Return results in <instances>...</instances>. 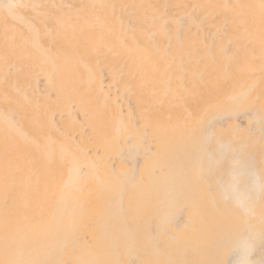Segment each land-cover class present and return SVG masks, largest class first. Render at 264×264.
I'll use <instances>...</instances> for the list:
<instances>
[{
	"label": "rangeland",
	"instance_id": "374dc122",
	"mask_svg": "<svg viewBox=\"0 0 264 264\" xmlns=\"http://www.w3.org/2000/svg\"><path fill=\"white\" fill-rule=\"evenodd\" d=\"M65 1L0 0V106L4 105L7 112L10 110L13 112L12 117H8L6 121L0 114V146L3 147L0 148V157H10L9 161H5L0 167V176L6 177L9 184L5 190V194L8 195L6 199L4 192L0 193V213L3 214V216L0 214V221L3 222L2 231L7 232L2 236L0 243L7 248L4 252V255H7L6 264H11L10 259L14 257L13 249L20 245L18 239L21 234L19 232L24 230L25 232L22 233H26L35 218H40L41 214L33 206L25 204L22 199L23 194L28 193L27 189L30 192L36 188V177L40 172L48 174L56 168L62 169L61 165L64 166L67 159L65 156L61 157L62 154L64 155L62 149L51 153L48 145L44 143L51 137L56 139L60 137L63 143L67 142L59 134L58 127L62 126L61 124H67L68 133H72L71 136L69 135L71 138L67 140L74 141L78 138L77 140H81L85 148L88 146L86 142L93 143L85 151H82L80 147L74 149L73 152L77 157L94 153L97 158L106 155V147H110L107 153L112 154L107 161L117 168L120 165L122 167L126 161L133 162L137 159L141 162L146 155L144 147L132 148V152H128L125 146L129 143H136L135 129L143 132L140 124L136 127L133 125L137 118L135 115L138 116L144 111L137 109L136 91H140L143 99L147 100L145 104L140 102L139 107L152 104L151 106L165 108V111L171 113L175 109L176 115L173 114V116L182 123L185 120L184 103L191 105L198 91L205 94L203 98L198 99V104L208 108L217 96L226 103H237L236 94L242 90L249 92L246 102L237 111L239 115L236 116L237 122L242 126V131L231 129L226 137L229 139L228 137L236 135L237 138L239 133L244 132L249 141L256 138L257 144H262L264 147V139H262L264 121L259 122L252 118L256 106L264 107V97H262L264 96V0ZM10 2L14 4L12 8ZM254 20H261L262 25H256ZM33 23L38 25L35 34H33L35 30ZM64 50H66L65 53ZM47 54L51 55L48 59H46ZM234 58L242 60V67L222 76V72L228 68V65L230 66ZM62 61L65 62L60 64ZM80 74H86L83 80L79 79ZM251 81H256L254 85L261 86V88L257 86L251 88ZM127 101H132L131 107L126 105ZM131 110L139 111L133 114ZM92 111L98 113V116L93 118V126L88 127L83 122ZM17 115L26 118V127L29 128L26 133L13 125ZM106 115H114L113 121L115 122L111 119L112 122L105 129L101 127V124L103 125L102 117ZM169 119H171L170 116L165 117V120ZM229 120L230 123L234 122V119ZM92 128H94L93 131ZM183 128L179 127L178 132H183ZM76 129L83 132L81 136L73 134L72 130ZM169 129L167 126V130H164L157 138L166 135ZM89 132H92L94 136L89 135ZM118 132L120 135H116ZM235 137L230 138L234 141L233 144L235 141L238 142V138L235 139ZM230 139L227 141L231 142ZM93 140L95 141L92 142ZM38 142H43L44 145L40 148ZM118 151L122 157L120 154L117 155ZM263 151L259 149L256 153V157L261 160L258 162L260 167H264ZM184 154L187 155V151ZM224 160H227V155ZM28 162H33L29 174L33 179L30 184L24 186L22 176ZM228 163L227 161L223 163L225 169L231 168L232 164ZM256 164V162L253 163V167H256ZM71 169L72 174H81L82 169L78 168L77 164H74ZM170 170L175 174L180 171L172 167ZM98 174L104 176V170ZM235 177L231 174L229 179L234 181ZM209 179L211 184L214 183V193L218 201L232 198L233 186L223 189L222 180L218 182L219 180L213 178V174ZM24 190L26 191L23 193ZM54 190V198L58 199L61 192L59 184L56 189L54 187ZM259 196L260 194L256 193L255 200ZM210 198L207 197L205 200L207 206ZM50 201L51 198L48 197L42 213L49 212V209L56 205L55 201H53L54 205L50 204ZM263 203L262 213H259L260 221H262L259 224V226L262 225L260 227L254 223L257 214L244 212L239 217L240 219L236 217V222L233 217L236 216L235 211L226 209H233L234 205H227L223 214L225 215L226 211L229 212L224 218L233 217L234 220L224 221L223 225L226 224V226L222 233L227 231V235L234 234L236 239L224 249L225 251H220L218 255L215 254L216 256L213 255L211 264H217L220 256V262L223 261L226 264L228 255L232 253L230 249L238 244L250 248L248 251L250 264H264V238L260 237L261 235L264 237V230L261 231L264 229ZM5 212L8 213L5 214ZM155 212L152 211L151 214L155 215ZM181 212L182 210L177 212L179 217L182 216ZM248 213L254 217L248 216ZM60 215L62 219H66L68 217L66 215L69 214L61 212ZM174 218V214L170 213L165 216L164 223H172ZM250 220L251 222H248ZM26 222L28 223L24 224ZM18 225L19 228L16 227ZM251 226L258 230L260 228L256 232L257 237L253 236L256 234H253ZM213 241L218 243L220 238L214 235L213 240L207 245L212 243L215 245ZM40 248L46 247L41 244ZM220 253H224L225 256ZM48 259H52L50 254ZM126 261L128 262V259Z\"/></svg>",
	"mask_w": 264,
	"mask_h": 264
},
{
	"label": "bare ground",
	"instance_id": "6f19581e",
	"mask_svg": "<svg viewBox=\"0 0 264 264\" xmlns=\"http://www.w3.org/2000/svg\"><path fill=\"white\" fill-rule=\"evenodd\" d=\"M10 1L14 2V0ZM10 3V7L12 8L14 4L12 2ZM254 22L256 25H262L261 20H254ZM33 26L35 28L33 34H35L38 25L33 23ZM53 49H55V47ZM65 51L66 50H64V53ZM236 53L238 54V52ZM50 57L51 55L47 54L46 59ZM63 62L65 61L60 62V64ZM28 65L29 64H27V66ZM89 65L88 67L90 68ZM241 65L242 60L240 58L235 59L230 66L228 65V68L222 72V76H226L232 70L241 68ZM253 67L254 64L252 65V68ZM85 75L86 74H80L79 79L83 80ZM255 83L256 81L250 82L252 85L251 88L257 86L254 85ZM120 85L121 84H119V86ZM258 88H261V86ZM248 93L249 92H244L242 90L237 92V103L234 104L221 101L217 96V98H214L213 102L208 105V108H204V106L198 104V99L203 98L205 94L198 91L191 105H188L187 102L184 103L185 120L182 121V124L173 116V114L176 113L175 109L173 110L174 112L171 113L170 111H165V108L151 106L152 104L150 105L149 103V106L146 105L147 107L145 105H143L142 108L139 107L141 103L145 104L147 100L145 101L143 99L140 91H136L135 103L138 104L137 109H142L144 111L138 116L135 115L137 117L135 119L136 122L132 124L135 127L140 124V127L143 128V132H140V130L136 131L135 129L134 138L136 139V143L124 145L128 152H132V148L137 149L138 147L140 148V146L144 147L146 155L141 162H138L137 159L133 162L126 161L122 167L120 165L117 168L113 167L111 162L107 161L112 154L109 155L107 153L110 147H106V151L103 150L106 155H101L97 158H95L94 153L89 154V156L79 155L81 157H77L73 152L74 149L80 147L82 151H85L87 148L91 147L93 143L91 144L90 141L86 142L88 146L85 148L81 140H77L78 138L74 141L71 139L67 140L71 138L69 135L72 133H68L69 129L67 124H61L62 126L58 127V131L67 142L63 143V140L59 139L60 137L57 136L59 138L56 139L51 137L44 141V143L48 145L51 153L62 149L64 155L62 154L61 157L64 158L65 156L67 159L65 160L64 166L61 165L62 169L55 167L56 169L48 174L40 172L36 177V188L33 191L31 190L29 192V189H27L28 193L25 192L26 190L23 191V193H25L22 199L25 201V204L27 206H33L42 215L40 214V218H35L32 226L29 222L33 229L30 227L26 233H22L24 230L21 233L19 232V234H21L18 239L20 245L13 249L14 257L10 259L11 264H211L213 255H218L220 251L223 252V250L236 239L234 234L230 233V235H227V231L222 233L226 226V224L225 226L223 225L224 221H229V219L233 221L234 219L232 218L234 217L237 222V218L241 217L244 212H251L252 215H258L255 216L256 220L254 223H256V226H262H259V224L262 223L259 213H262L261 211L263 209L264 167L258 165V162L261 160L256 157V153L259 149L264 150V147L262 144H257L258 140L256 138H252V140L249 141L247 139L248 136H246L244 132L238 134L237 138L239 140L235 137L236 135H230L231 137H228L229 139L232 137L237 139L238 142L235 141L234 144V141H231V139L230 141L232 143L227 141L229 139L226 137L228 135L227 132L231 129L242 131V126L237 122L236 116L239 115H237V111H239L243 103L246 102ZM250 97H253V95ZM262 97L264 96L262 95ZM126 105L131 107L132 101H127ZM3 106H0V114L2 119L6 121L12 117L11 114L13 112L12 110L7 112L8 110H6V107L4 109ZM135 111L138 112L139 110H131V113L134 114L136 113ZM97 116L98 113L92 111L88 114L86 121L83 123L88 127H92L93 118ZM167 116L171 117L168 121L165 120ZM21 117V115H17L13 125L26 133V131H28L27 129H29L26 127V118ZM114 117V115L102 117L103 125L101 124V127L105 128L109 125L110 122L114 120ZM83 118L84 116L82 119ZM252 118H255L259 122H263L264 107L256 106ZM229 119H234V122L230 123ZM167 126L170 128L168 133H164L166 135L157 138L164 130H167ZM262 126H264V124ZM179 127H184V130L181 129L183 132H178ZM93 130L94 128H92V131ZM72 131L74 135L78 134L79 136L83 133L80 129ZM117 134L120 135V132L116 133V135ZM233 134L235 133L233 132ZM89 135H92V132H89ZM262 139H264V137ZM94 141L95 140L92 142ZM261 143H263V141ZM43 145V142H38L40 148ZM1 147L2 146H0V148ZM118 149H120V147ZM185 151H187V155L184 154ZM12 153L8 154L12 155ZM117 153V155L120 154L122 157L119 151ZM124 155L127 156L126 153H124ZM226 155L227 160H224ZM261 156H263V154ZM9 159L10 157L8 158L7 156L0 157V167L5 161L8 162ZM225 161L232 164V166L229 165L231 168H224L223 165ZM255 162L257 163L256 167H253V163ZM74 164H77L78 168L82 169L81 174H72L71 168ZM32 166L33 162H28L25 166V173L22 176V183L24 186L30 184L31 179H33L29 176ZM170 167L180 171L175 174L174 171L170 170ZM103 170L104 176H100L98 173ZM212 174L213 178L219 180L218 182H220V179L222 180L221 185L223 189H226V187L228 188V186H233L234 191L232 190V198L221 199V201L217 200L218 197H215L213 188L215 187L214 183L211 184L209 179ZM231 174L236 176L234 181L229 179ZM12 183H14V181ZM40 184H42V186H40ZM58 184L61 192L60 195H58V199H55L54 187L56 189ZM8 185L6 177L2 178L0 176V193L4 192L5 199L6 196H8L5 194ZM256 193H259L260 196L255 200L254 197ZM48 197L51 198L50 204L54 205L53 201H55L56 205L51 209L48 208L49 212L46 211L42 213V210L46 207V199ZM207 197H211L208 206L205 201ZM229 204L230 206L233 204L234 208H226ZM225 208L233 212L235 211L234 213L236 216L224 218L225 215L227 217V213L229 212H224V215L223 211ZM9 209L7 208L8 212ZM16 210H14V212ZM179 210H182V214H180L182 215L181 217L177 215ZM152 211H156V216L151 214ZM61 212L69 214L66 215L68 217L62 219L60 215ZM7 213L5 212V214ZM170 213L174 214V220L169 224L164 223L165 216L168 214L170 215ZM1 215L3 216V214ZM252 215L249 214L248 216ZM244 217L242 218L246 221ZM17 219L20 220V218ZM24 220L27 221L26 219ZM248 222H251V220ZM27 223L28 222L24 224ZM24 224L22 225L24 226ZM16 227L19 228V225ZM2 230L3 222L0 221V240H2V236L7 233ZM259 230L253 227L252 232L256 234ZM263 230L264 229H261V231ZM214 235L218 236L220 241L216 243L215 241L217 239H214L215 241L213 242H215V245H213V243L207 245L208 242L213 240ZM253 236L257 237V234ZM260 237L264 238L263 235ZM41 244L46 248H40ZM247 249L249 251L250 248ZM6 250L7 248H4L3 243H0V264H6L7 255H4ZM248 251L246 254L247 259ZM49 254L50 257L52 256L50 260L48 259ZM220 254L223 255L224 253ZM223 256H225V254ZM218 258L220 262L221 256ZM218 258L216 257V259ZM126 259H128V262ZM238 259H240V257L235 252H232L228 255L226 264H235ZM258 262H260V260Z\"/></svg>",
	"mask_w": 264,
	"mask_h": 264
},
{
	"label": "snow or ice",
	"instance_id": "6c2138e0",
	"mask_svg": "<svg viewBox=\"0 0 264 264\" xmlns=\"http://www.w3.org/2000/svg\"><path fill=\"white\" fill-rule=\"evenodd\" d=\"M230 251L235 252L240 257V259H238L235 264H250V261L246 258L248 251L246 246H241L238 244L231 248ZM217 264H223V262H217Z\"/></svg>",
	"mask_w": 264,
	"mask_h": 264
}]
</instances>
